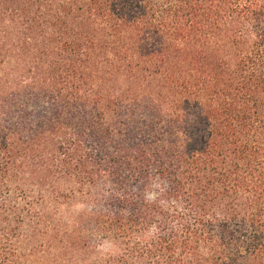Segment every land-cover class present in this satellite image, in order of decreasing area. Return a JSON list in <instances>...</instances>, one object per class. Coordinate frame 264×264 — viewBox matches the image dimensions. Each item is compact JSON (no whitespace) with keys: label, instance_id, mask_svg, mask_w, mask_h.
<instances>
[{"label":"trees","instance_id":"16d2710c","mask_svg":"<svg viewBox=\"0 0 264 264\" xmlns=\"http://www.w3.org/2000/svg\"><path fill=\"white\" fill-rule=\"evenodd\" d=\"M0 264H264V0H0Z\"/></svg>","mask_w":264,"mask_h":264},{"label":"clouds","instance_id":"9594fccd","mask_svg":"<svg viewBox=\"0 0 264 264\" xmlns=\"http://www.w3.org/2000/svg\"><path fill=\"white\" fill-rule=\"evenodd\" d=\"M150 182L147 185L145 192H144V198L146 202H155L158 199H160L162 192L164 191L163 188V181L160 179L159 176H152L149 178ZM161 205L165 207H173L178 208V205H175L174 203L171 205H168L166 201L161 200ZM158 232L157 225L153 224L150 225L147 230L144 233L145 239H151L156 236Z\"/></svg>","mask_w":264,"mask_h":264}]
</instances>
